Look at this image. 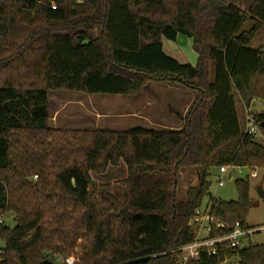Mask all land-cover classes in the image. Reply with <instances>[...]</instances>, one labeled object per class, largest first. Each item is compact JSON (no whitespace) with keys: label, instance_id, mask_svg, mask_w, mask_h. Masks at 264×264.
<instances>
[{"label":"trees","instance_id":"trees-1","mask_svg":"<svg viewBox=\"0 0 264 264\" xmlns=\"http://www.w3.org/2000/svg\"><path fill=\"white\" fill-rule=\"evenodd\" d=\"M263 25L264 0L245 11L225 0H0V218L15 221L0 223V264H65L77 248L80 264H174L170 252L193 241L188 222L207 205L216 220L249 228V179L223 202L209 193V172L264 169V111L248 114L259 142L235 101L264 102V48H249ZM178 36L191 40L194 65L164 53L162 40ZM151 83L196 93L175 116L179 129L48 126L51 91L137 97ZM121 161L125 180H91ZM184 170L198 184L179 198ZM232 258L264 264V241L188 264Z\"/></svg>","mask_w":264,"mask_h":264},{"label":"rangeland","instance_id":"rangeland-1","mask_svg":"<svg viewBox=\"0 0 264 264\" xmlns=\"http://www.w3.org/2000/svg\"><path fill=\"white\" fill-rule=\"evenodd\" d=\"M210 1V0H209ZM228 1V0H225ZM231 2V1H230ZM212 8L205 11V14H211ZM205 16V15H204ZM252 24L249 20H246L241 26L240 31H248ZM165 45L170 44L173 49L172 52L175 54H169V45L165 46L164 53L167 56L172 57L180 64H190L194 65L196 58L195 52L192 49V42L189 39L178 36L176 41L173 43H167L164 40ZM251 49L264 48V25L255 34L251 44L249 45ZM167 86L160 83H151L145 91L137 97H126L127 99H122V97H109V96H87L79 93L67 92V91H51L48 93L49 100V119L48 126L52 130H58L63 132L78 131V130H100L108 129L112 131H122L134 127H144L149 128V126L133 124L129 119L118 118L119 115L123 114L126 108L127 111H131L130 104L132 102H144V100L153 99L162 105L161 110L162 116H170L169 108L167 103L169 101V95H165ZM191 98L188 97V101ZM126 101L125 105L123 102ZM167 106V108H166ZM166 108V110H165ZM263 105L261 103L252 105L249 109L251 114L263 112ZM238 116L241 118L243 115L242 107L238 106L236 109ZM262 110V111H261ZM147 113V112H145ZM177 113L181 114V112ZM244 125H242V129ZM259 142L262 141L261 137H258ZM241 171L239 174L238 172ZM210 174V190L209 193L211 197L223 202H230L237 200V191L235 189L234 181L236 179H249L250 185V198L253 201L254 207L249 211L246 217V223L249 228H258L264 226V199H261L256 188L261 187L264 191V169L261 170H246L239 169L235 170V175L232 180H223V185L218 186V180L221 177L219 170L212 169ZM127 177V169L125 164L121 161L116 167H109L104 173L101 174H90L91 180L96 184H113L115 182H120L125 180ZM37 177L32 176L28 179L29 182H36ZM198 184V178L193 171L184 170L181 171L179 175V184L177 194L178 197H183L187 189L190 186H195ZM209 202V197L204 199L203 206ZM4 221L5 226L10 229L15 227V221L13 216L7 215L6 217H1ZM264 241V232L252 235V242L260 244ZM3 247V242L0 240V248ZM78 248L75 249V253L64 258L66 261H72V264H80L78 257ZM80 252V251H79ZM62 259V258H61ZM222 264H230L229 260H226Z\"/></svg>","mask_w":264,"mask_h":264},{"label":"built area","instance_id":"built-area-1","mask_svg":"<svg viewBox=\"0 0 264 264\" xmlns=\"http://www.w3.org/2000/svg\"><path fill=\"white\" fill-rule=\"evenodd\" d=\"M244 132L247 135L259 137L258 127L248 115L245 117ZM218 170L221 175L218 180V186H222L223 180H232L235 170L239 169L222 166ZM230 172L231 178L228 180L227 175ZM238 173L240 174L241 171ZM0 223H2L1 218ZM188 227L193 232V241L180 249L170 252L175 255L174 264L198 262L201 254H205L208 257L214 256L218 253V249L224 245L234 251L245 249L250 244H255V242H252V235L264 232V226L245 229L238 222L233 226H227L210 215L209 205L198 208L195 211L194 216L188 222ZM229 261L230 264H237L238 259L232 258ZM66 263L72 264V261L69 260Z\"/></svg>","mask_w":264,"mask_h":264},{"label":"crops","instance_id":"crops-1","mask_svg":"<svg viewBox=\"0 0 264 264\" xmlns=\"http://www.w3.org/2000/svg\"><path fill=\"white\" fill-rule=\"evenodd\" d=\"M231 1V2H230ZM253 0H228V3H231L232 5L238 7L240 10L245 11L248 7V5H250L252 3ZM167 43H169V41H167ZM172 43V42H170ZM174 43V42H173ZM162 45H163V51L165 46L169 45V54H175V52H172L171 49H173V47L170 46V44H166L164 42V39L162 40ZM193 49V48H192ZM197 59V55L195 53L194 56ZM196 63V61H195ZM194 63V64H195ZM167 86V85H166ZM167 90V92L165 93V95H169L170 99L169 101L171 103H167L168 104V110H169V114L170 116H162L160 115L161 110L163 108L162 105H159V103L153 99H146L144 100V102H138V103H134L130 104V109L131 111H127L129 108H126L127 110H125L123 112V114L119 115L118 118L121 119H129L133 124H138V125H146L149 126V128L151 129H170V130H177L181 127L179 121H177V119H175V116L180 115L182 118H184L185 114L187 113L189 106L191 105V103L193 102V100L196 97V93L194 92H189L185 89L176 87V86H167L165 88ZM188 97H190L191 99L188 101ZM122 99H127L126 97H122ZM236 101V105L237 108L238 106L242 107L243 109V115L240 118L238 116V112H237V116L240 122V125L242 127V125L245 126V117L250 114L249 109L251 108L252 105L255 104H259L261 103L264 107V102L262 101H254L250 107L248 109H245L243 107L242 104L239 103V101L235 98ZM125 105L126 101L123 102ZM129 106V105H127ZM167 108V106H166ZM165 108V110H166ZM181 112V114L177 113ZM262 111V110H261ZM264 111V109H263ZM147 112V113H145Z\"/></svg>","mask_w":264,"mask_h":264},{"label":"water","instance_id":"water-1","mask_svg":"<svg viewBox=\"0 0 264 264\" xmlns=\"http://www.w3.org/2000/svg\"><path fill=\"white\" fill-rule=\"evenodd\" d=\"M230 178H231V172L227 175V179L230 180ZM256 192L261 199H264V191H262L261 187H257ZM42 264H50V262L44 261Z\"/></svg>","mask_w":264,"mask_h":264}]
</instances>
